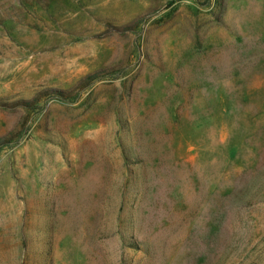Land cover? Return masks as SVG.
<instances>
[{"label":"rangeland","instance_id":"obj_1","mask_svg":"<svg viewBox=\"0 0 264 264\" xmlns=\"http://www.w3.org/2000/svg\"><path fill=\"white\" fill-rule=\"evenodd\" d=\"M0 264H264V0H0Z\"/></svg>","mask_w":264,"mask_h":264}]
</instances>
